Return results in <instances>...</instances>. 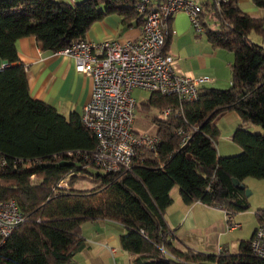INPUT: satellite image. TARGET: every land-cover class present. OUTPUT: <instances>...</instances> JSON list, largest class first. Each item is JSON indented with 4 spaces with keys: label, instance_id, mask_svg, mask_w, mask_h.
Listing matches in <instances>:
<instances>
[{
    "label": "trees",
    "instance_id": "obj_1",
    "mask_svg": "<svg viewBox=\"0 0 264 264\" xmlns=\"http://www.w3.org/2000/svg\"><path fill=\"white\" fill-rule=\"evenodd\" d=\"M138 2L0 0V59L7 63L0 69V201L15 200L26 217L0 243V264H75V256L88 246L81 227L94 220L124 225L121 246L134 256L133 264H264L253 253L251 240L242 242L238 254L182 250L174 244V229L165 216L176 186L187 205L202 202L238 213L248 211L251 202L233 178L245 188L249 178L264 181V45L250 37L256 33L264 40V21L244 12L240 0L219 9L204 5L217 29L210 28L207 12L202 16L212 47L234 55L231 86L203 87L193 102L151 92L142 108L173 111L166 120L158 113L152 116L160 142L153 151L142 149L132 170L92 173L91 168H101L80 155L69 156L70 151H94L95 133L79 114L68 119L30 94L17 48L20 38L34 37L45 51L55 53L87 40L92 25L108 15L119 17L125 27L141 26L145 17ZM252 3L264 9V0ZM172 34L170 26L165 50ZM228 111L241 118L232 136L241 151L225 156L217 146L215 120ZM249 124L263 131L253 132ZM85 174L100 185L74 188ZM67 176L69 188H59ZM256 214L259 223L264 221V208Z\"/></svg>",
    "mask_w": 264,
    "mask_h": 264
},
{
    "label": "crops",
    "instance_id": "obj_2",
    "mask_svg": "<svg viewBox=\"0 0 264 264\" xmlns=\"http://www.w3.org/2000/svg\"><path fill=\"white\" fill-rule=\"evenodd\" d=\"M63 1L76 3L80 0ZM198 1L209 3L208 0ZM251 1L240 0L242 10L264 21V9L256 7ZM170 26L173 34L166 51L175 57L178 70L196 77L208 76L210 80L204 87L229 88L232 82L233 53L212 47L206 36L196 32L184 12L177 13ZM141 33L140 26L125 27L119 17L108 15L92 25L88 39L96 42L125 41L137 39ZM250 37L264 45L260 35L252 33ZM17 48L27 68L31 96L55 107L68 119L72 113L81 115L91 98V76L77 71L73 58L45 51L34 37L20 38ZM5 66L7 63L0 59V69ZM226 113L239 126L240 115L236 111ZM216 124L220 134L232 140L235 125L223 133L221 123ZM236 149L239 151L240 147ZM236 149L230 147L225 149L227 151L219 150V153L226 155ZM245 183L253 188L249 179ZM171 194L173 203L167 208L165 216L168 225L174 229L173 242L182 250L219 254L222 248L224 253L238 254L242 242L251 240L259 225L256 210L264 207L252 202L248 211L229 213L222 207L208 206L202 202L185 204L178 186L173 188ZM80 233L87 240L88 246L75 256V264H133L134 256L121 246V235L126 233L123 224L111 220H94L85 223Z\"/></svg>",
    "mask_w": 264,
    "mask_h": 264
},
{
    "label": "built area",
    "instance_id": "obj_3",
    "mask_svg": "<svg viewBox=\"0 0 264 264\" xmlns=\"http://www.w3.org/2000/svg\"><path fill=\"white\" fill-rule=\"evenodd\" d=\"M228 1L209 0V4L219 9ZM204 5V1L198 0H139L138 12L145 17L139 38L101 42L87 39L55 52L73 58L77 71L92 78L91 98L80 117L95 133L98 145L94 151H70L69 156L80 155L106 172H119L132 170L142 149L157 148L160 138L156 133L138 132L134 128L137 101L133 90L177 96L181 102L200 99L201 90L210 78L180 72L175 57L165 46L170 21L179 12L188 15L196 32L205 31ZM207 14L210 18V12ZM172 111L168 107L158 113V118L166 120ZM188 139L185 137L182 145ZM69 179L67 176L60 181L58 187L69 188ZM25 220L15 200L0 201V243ZM251 249L264 259V221L259 223L251 239ZM162 250L165 251L164 247ZM220 251L225 252L222 248Z\"/></svg>",
    "mask_w": 264,
    "mask_h": 264
},
{
    "label": "rangeland",
    "instance_id": "obj_4",
    "mask_svg": "<svg viewBox=\"0 0 264 264\" xmlns=\"http://www.w3.org/2000/svg\"><path fill=\"white\" fill-rule=\"evenodd\" d=\"M80 1H83V0H80ZM207 22L210 28L212 29H217L219 26V24L214 19H211L209 17L207 18ZM201 35L205 36V31ZM150 95H151V91L142 90L139 88H136L133 90V96L137 101V107L135 108V112H134V115H135L134 128L138 132L155 133L156 131V126L152 122L151 118L155 114L159 113L158 110L155 108L152 110L142 108V103L146 102L149 99ZM228 114L229 113H223L219 115L215 120V122L221 123L220 125L222 126L223 133L227 132L228 130L230 131V128L234 127V125L236 129L238 128V125L236 126V123L229 118ZM248 126H249L248 129L253 132L263 131L262 126L260 125L249 124ZM217 146L219 150L227 151L225 149H228L230 147L236 149L238 145L234 143L233 140H231L230 138H226L223 134H220V137L217 142ZM240 151L241 149L239 151L236 149L235 151L233 150V152H230L229 154H226V155L227 156L236 155L240 153ZM91 172L92 173H98V172L104 173L105 171L101 169H97V168H91ZM87 175L88 174H85L84 176L79 177L74 184V188L82 189V190H90L100 185L99 181H97L96 179L91 180L90 177H85ZM249 183L253 187V188L248 187V189L251 191V194L248 196L250 199V202L255 203V205H264V181L249 178ZM260 208H264V207H260Z\"/></svg>",
    "mask_w": 264,
    "mask_h": 264
},
{
    "label": "water",
    "instance_id": "obj_5",
    "mask_svg": "<svg viewBox=\"0 0 264 264\" xmlns=\"http://www.w3.org/2000/svg\"><path fill=\"white\" fill-rule=\"evenodd\" d=\"M233 183H234V185H235L236 187H239V188H241V189H245V190H246V195H247V196H249V195L251 194V191H250L248 188H245V185L242 184L241 181H240L238 178L234 177V178H233Z\"/></svg>",
    "mask_w": 264,
    "mask_h": 264
}]
</instances>
